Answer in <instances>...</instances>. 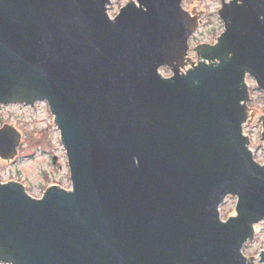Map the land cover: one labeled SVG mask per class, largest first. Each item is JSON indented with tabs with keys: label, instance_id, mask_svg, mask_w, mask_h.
Wrapping results in <instances>:
<instances>
[{
	"label": "water",
	"instance_id": "95a60500",
	"mask_svg": "<svg viewBox=\"0 0 264 264\" xmlns=\"http://www.w3.org/2000/svg\"><path fill=\"white\" fill-rule=\"evenodd\" d=\"M111 1L0 0V103L49 104L72 182L40 199L0 185V264H252L264 164L244 134L246 76L264 91V0L227 5L225 51L201 45L204 60L171 78L161 69L199 27L182 0L114 18ZM20 138L0 130L3 158ZM229 197L237 216L223 221Z\"/></svg>",
	"mask_w": 264,
	"mask_h": 264
},
{
	"label": "rangeland",
	"instance_id": "374dc122",
	"mask_svg": "<svg viewBox=\"0 0 264 264\" xmlns=\"http://www.w3.org/2000/svg\"><path fill=\"white\" fill-rule=\"evenodd\" d=\"M127 1L112 0L109 15L112 18L116 17L123 6L130 4L126 3ZM215 1L189 2L184 5V9L191 8L194 10L199 8L206 11L207 24L200 28L198 33L199 42L211 43L223 30L217 15L220 9L219 3ZM161 73L164 77L167 76V71ZM249 81L252 86L253 100L248 106L244 134L250 139V149L255 159L260 164H264L263 125L261 122L259 123L261 117L264 118V91L258 88L254 82ZM1 116L6 117L7 115L0 113ZM9 121L27 132L40 131L25 137V147L22 148L20 155L13 164L0 165V174L3 176V180L8 178V181L13 180L10 182L23 184L28 193L35 198H41L44 192L53 184H59L60 187L70 190L72 182L68 157L61 143L60 131L55 124L54 116L47 112L44 106H40L36 110L10 108L8 109ZM54 155L59 156L57 165L53 163ZM237 201L236 197H229L221 207L223 221L237 216L235 208ZM263 250L264 223H261L256 227L255 239L245 246L244 255L249 262L253 261L252 264H260V253Z\"/></svg>",
	"mask_w": 264,
	"mask_h": 264
},
{
	"label": "flooded vegetation",
	"instance_id": "af4514ba",
	"mask_svg": "<svg viewBox=\"0 0 264 264\" xmlns=\"http://www.w3.org/2000/svg\"><path fill=\"white\" fill-rule=\"evenodd\" d=\"M204 1H206V0H182V2H181L183 10L186 13L190 14V16L192 18L197 20V23L199 24V27L196 30V32L188 40V48H187L188 50H187V52L184 53V51L183 52H181L179 50L176 51L175 54H173L174 58H172L170 60L172 66H166V67H163L161 69V72L167 71L166 78H171V77L174 76V74H175L174 69H178V71H180L181 73H187L189 70H191L193 68L194 65L202 62L204 60L203 59L204 55H207V52L203 51V52H201V54H199L197 49L201 45L217 47L215 49L216 50V54L225 51L224 48L226 47V43H224L220 39H222L224 33L227 31L228 28L230 30L234 29V27L236 26L235 24H237V22L235 20L236 18L234 17L233 12H230L231 9L228 11L229 16L227 15L226 19H224V17H223L224 14H227L226 13L227 11H225V13H224V10L227 8V5H231V3H240V4H242L243 2H240V1L236 2L235 0H216L215 1V2L219 3L220 9L218 10L217 15H218V18H219V21H220L221 25L223 26V30L220 33V35L216 37L215 41H213L211 43H206V42H199V40H198V33L200 31V28L204 27L207 24L206 23L207 22L206 11L203 10V9H199V8H195L194 10H192L191 8L184 9L185 3L186 4L189 3V2L190 3H203ZM126 3H135L136 4V3H139V1L138 0H128ZM125 7L126 6H123L121 8V10L123 8H125ZM121 10H120V12H121ZM186 24L188 26V18L187 17H186ZM255 29H256V27L253 28L252 31L255 30ZM236 45H237L236 37L232 36L229 39V42L227 43V49L230 50L229 58H231L233 56L234 49L236 48ZM199 57H200L201 61H199ZM216 60H217L216 62L219 64L220 60L219 59H216ZM249 80L254 82L256 84V86L259 88V85H258V82H257L256 78L248 73L247 76H246V82H247V84L249 86V91H250V99L247 102L248 105L253 100L252 86H251V83H250ZM40 106H44L45 110L51 114V111H50V108H49V104L46 101L36 102L35 104L0 103V113L2 115L3 114L7 115L6 117H4V116L0 117V130H2L5 127L8 128V126H12L21 135V138H20V141H19L20 145L18 147V155L14 159H9L8 160V157L7 158H3L1 156V152H0V163H1L0 165H5V166L7 165L8 166V165L13 164L15 162V160L18 158V156L20 155L22 148L25 147V144H24L25 137L27 135H29V134H35V133L40 131V130H32L30 132H27V131H24V130L20 129L18 126L14 125L12 122H10V121L8 122V109H10V108H22V110L23 109L24 110H36ZM58 157L59 156H56V155H54V157H53V163H54V159L57 158V162L55 163V165L58 164ZM7 179L8 178H6V179L4 178V180H3V176L1 175L0 176V185H5V184H8V182L13 181L12 179L9 180V181ZM52 186H59V184H53ZM36 199H40V198H36Z\"/></svg>",
	"mask_w": 264,
	"mask_h": 264
}]
</instances>
